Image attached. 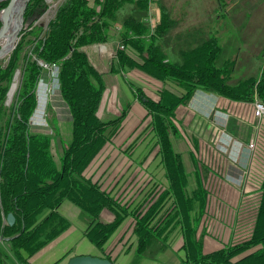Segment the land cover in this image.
<instances>
[{
  "label": "trees",
  "instance_id": "1",
  "mask_svg": "<svg viewBox=\"0 0 264 264\" xmlns=\"http://www.w3.org/2000/svg\"><path fill=\"white\" fill-rule=\"evenodd\" d=\"M153 2L157 0H65L43 37L42 27L27 31L9 60L0 63V236L11 238L6 242L18 264H31L38 251L71 226L60 212L66 201L81 210L87 223L85 235L102 251L100 257L115 264L105 246L127 218L134 220L133 264L163 256L168 249V227L176 223L184 241L175 264H264V179L251 238L205 253L197 232L206 191L199 169H195L197 186L189 191L183 155L173 145V138L180 134L176 110L187 104L197 90L233 101H264L263 65L258 75L235 81L236 60L225 58L217 36L191 29L175 37L179 41L173 44L171 31L177 21L161 5L159 20L151 26L148 17ZM8 10L2 13L3 20H8ZM46 10L45 0H30L26 19ZM113 31L118 32L120 41L110 71L124 76L127 71L139 70L163 84L154 100L134 81L125 79L132 96L151 120L168 181L161 197L150 205L133 207L88 175L92 164L121 131L129 112L124 108L116 117L100 116L107 83L86 50L90 45L108 42ZM29 35L34 39H28ZM28 45L31 48L27 49ZM40 62L59 68L60 94L72 117L71 139L64 144L59 159L52 152V136L32 129L44 72ZM19 70L16 96L7 106L8 93ZM104 210L113 214L110 221L102 219ZM10 213L16 218L13 225L7 223ZM0 264H9L3 252Z\"/></svg>",
  "mask_w": 264,
  "mask_h": 264
},
{
  "label": "rangeland",
  "instance_id": "2",
  "mask_svg": "<svg viewBox=\"0 0 264 264\" xmlns=\"http://www.w3.org/2000/svg\"><path fill=\"white\" fill-rule=\"evenodd\" d=\"M64 1L45 0L47 10L42 15L32 16L34 18L30 23L27 22L28 19L23 12V23L17 43L27 31L36 27L43 28L40 35L43 37L49 22L55 17L59 6ZM221 2L222 6L219 0H157L152 4H157L156 8L161 5L165 6L173 13L174 18L180 19L179 22L183 23V27L186 24H191V27H197L195 30L201 29L199 31H202L205 36H217L220 44L224 47L225 58L236 60L235 81L256 76L264 62V0H221ZM236 6L240 12L244 11V19L238 22H234L223 10L226 7L235 8ZM181 29L180 27L176 30ZM27 38L34 39V36L29 35ZM31 46L28 45L27 49ZM90 46L96 48V45ZM13 49L0 58V63H6L9 60ZM170 55L173 57V54ZM40 63L44 67V72L37 91L39 102L32 117V129L52 136V152L54 157L59 159L63 153L64 144L71 139L72 117L67 103L60 94L59 68L56 65ZM109 65H103L104 69L109 70ZM112 78L113 80H109L99 114L103 119H109L120 115L124 108L129 111L127 117L122 121L121 131L113 142L115 160L118 162L115 175H117L120 184L116 196L133 207L141 204L150 205L161 197L164 188L168 187V181L158 155L159 148L152 132L151 120L146 118V111L142 104L132 96L125 79L134 81L143 88L147 97L154 100L158 99L159 89L163 84L139 70L127 71L124 76L122 74L112 75ZM19 84L20 81L16 87L12 86L11 99H7V106L14 102ZM190 102L191 100L181 106H188ZM178 109L176 110L175 123L180 134L173 138V145L183 155L188 172L189 191L192 192L197 186L198 177L195 174V169H199L203 188L206 191V204L199 222L197 237L203 242L204 248L209 250L213 248L211 245L206 247V241L209 238L217 243L218 247L222 246L220 249L250 239L260 207L261 184L264 179L263 124L257 118L248 124L250 134L245 143L248 145V149L254 153V157L248 158L244 164L243 176L239 175V178L236 179L238 181L233 185L227 181L230 180L228 177L225 178V168L216 153L217 149L219 150L218 142H215L211 137L210 129L206 131L205 122L201 119L195 122L196 114L191 111L183 118ZM211 121L213 122L212 118ZM231 144L232 142H226L221 146H225L228 150ZM251 144L254 146L250 147ZM251 155L253 154L251 153ZM128 167L130 168L128 169ZM73 222L75 221L73 220ZM133 224L134 220L127 218L119 234L112 240L116 241L115 247L119 248L121 245L125 247L118 253L115 249V256L122 260V264H133L132 251L136 246V236L131 235ZM168 228L170 229L168 233L170 236L167 239L169 247H165L170 251L160 260H158L159 256L156 258V255L153 257L150 254L152 258H146L140 264L177 263V252L183 246V235L178 223ZM88 242L85 240L84 245ZM95 250L97 255H102L100 249ZM0 252L8 255L9 264H18L8 242L0 241Z\"/></svg>",
  "mask_w": 264,
  "mask_h": 264
},
{
  "label": "crops",
  "instance_id": "3",
  "mask_svg": "<svg viewBox=\"0 0 264 264\" xmlns=\"http://www.w3.org/2000/svg\"><path fill=\"white\" fill-rule=\"evenodd\" d=\"M219 1L222 6L223 3L221 2V0ZM156 5L157 4H152L151 6V12L153 11V22L155 24L159 20L161 7L158 6V8H156ZM223 10L226 14L228 13L227 16L234 20V22H238L239 20L244 19V11L240 12V9L237 6L235 8L226 7L223 8ZM171 14L173 16L172 12ZM174 19L175 21H177V23L171 31V42H173V44L179 41L175 39L180 33L185 32L186 30L197 28L191 27V24H186L185 27H183V23L179 22V18ZM180 27L182 28L181 30H176ZM119 41V34L117 31H115L113 32L112 37L108 42L96 45V48L95 46L86 47V50L92 63L99 69V71L105 74L107 86L109 85V80H113L112 75L119 74L112 73L110 71V68L109 70L104 69L103 65L110 64L109 66L111 67L114 57V50L116 49V46H118ZM178 111L182 114V117H186L189 111L194 112L197 117L195 119V122L198 119H201L205 122V125L207 126L206 131L210 129L211 137L213 138V140H215V142H218L219 150L217 149L216 153L217 156L220 157V163L225 168V178L228 177L230 180L227 181L230 184L235 185V183L238 181L236 179H238L239 175H242V173L244 172L245 162H247L250 156L254 157V153L251 152L250 149H248V145L245 143L248 135L250 134V131L248 130V124L252 120L254 121V119L256 118L254 115V103L245 101H233L226 99L222 96L216 95L214 93L197 90L195 95L191 99L190 104L188 106H180ZM211 118L213 122L211 121ZM258 120L264 126V118ZM113 142L108 145V147L99 155L96 161L92 164L91 168L89 169L88 175L92 176L95 181H100L104 189H106L107 191H111L113 195H117L116 192L119 190L120 184L118 182L117 175H115V173H117L116 167L118 162L117 160H115L116 156L115 148H113ZM226 142H232L228 150L225 146H221L222 143L224 144ZM251 153L253 155H251ZM129 168L130 167H128V169ZM60 212L70 220L71 226L73 220L75 221L73 222V226H70L65 232H63L61 235L51 241L48 245L38 251L31 258V264H67L68 260L75 255H97L95 253V249L98 248L85 235L87 223L82 217L81 210L73 203L66 201L60 207ZM101 217L105 221H110L113 218V214H111L109 211L104 210L102 212ZM122 225L118 228V230L114 233V235L111 237V239L105 246L106 250L111 253V256L116 262V264H122V260L116 258L115 249L118 253V251L124 246L121 245L119 248L115 247L117 245L116 241L112 240L115 239V236L119 234L121 227H123ZM131 235H135L134 224L133 229L131 230ZM85 240L89 242L88 244L84 245ZM207 241L206 247H209L211 245L213 248L210 250L204 248L205 252L215 251L222 247H218L219 245L217 243H214V241L210 238ZM135 250L136 246L133 248L132 251L133 257ZM168 251L170 250L167 249L163 253V256L159 255L158 260L164 258Z\"/></svg>",
  "mask_w": 264,
  "mask_h": 264
},
{
  "label": "water",
  "instance_id": "4",
  "mask_svg": "<svg viewBox=\"0 0 264 264\" xmlns=\"http://www.w3.org/2000/svg\"><path fill=\"white\" fill-rule=\"evenodd\" d=\"M15 0H0V33H1V37L2 40L4 38H8L7 39V45L5 46H1L0 45V58H2L3 56H5L8 52H10V50H12L13 48L16 47V43H17V39H18V34L19 31L21 29L22 23H23V12L26 11L27 6L30 2V0H26L23 8H22V13L19 17V23L20 26L16 31H13L11 34L9 33V29L8 26L6 25L5 21L3 20V18L1 17L2 15V9L3 7H5L6 5H8L9 3L13 2ZM17 1V0H16ZM34 17H31L30 19L27 20L28 23H30V21L33 19ZM9 33V34H8ZM7 49V52H6ZM20 72L17 71L15 74L16 75ZM15 79V78H14ZM14 82L11 85L10 91L12 89ZM10 91L8 93V100L10 99ZM8 102V101H7ZM16 222V218L14 216V214L10 213L7 216V223L9 225H13ZM11 238H2L0 236V241H9ZM67 264H115L112 260L108 259V258H102L100 256H93V255H75L72 256L69 260Z\"/></svg>",
  "mask_w": 264,
  "mask_h": 264
},
{
  "label": "bare ground",
  "instance_id": "5",
  "mask_svg": "<svg viewBox=\"0 0 264 264\" xmlns=\"http://www.w3.org/2000/svg\"><path fill=\"white\" fill-rule=\"evenodd\" d=\"M25 2H26V0H17V1L15 0V1L11 2L10 7L8 8L9 10L6 9V10H8V20H4V21H5L6 25L8 26L10 34L13 31H16L20 26L19 17L22 13V8H23ZM5 11H3V12H5ZM7 39H9V37L8 38L6 37L2 40L1 33H0V45L1 46L6 47ZM6 52H7V49H6ZM19 78H20V72L16 75V77L14 79V84H13L14 87H16L18 82L20 81Z\"/></svg>",
  "mask_w": 264,
  "mask_h": 264
},
{
  "label": "built area",
  "instance_id": "6",
  "mask_svg": "<svg viewBox=\"0 0 264 264\" xmlns=\"http://www.w3.org/2000/svg\"><path fill=\"white\" fill-rule=\"evenodd\" d=\"M148 21L150 22L151 26L155 25V23L153 22V16H152L151 9H150ZM121 47L123 48V46H121ZM263 59H264V55H263ZM263 68H264V62H263ZM254 115L258 119L264 118V101L257 99L254 102ZM249 146L253 147L254 145L251 144Z\"/></svg>",
  "mask_w": 264,
  "mask_h": 264
}]
</instances>
